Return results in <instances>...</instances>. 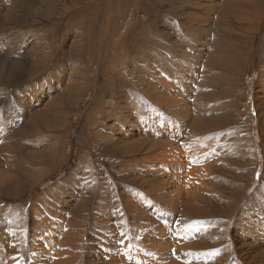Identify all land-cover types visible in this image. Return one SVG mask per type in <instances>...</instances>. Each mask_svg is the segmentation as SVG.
Masks as SVG:
<instances>
[{"label": "rangeland", "instance_id": "obj_1", "mask_svg": "<svg viewBox=\"0 0 264 264\" xmlns=\"http://www.w3.org/2000/svg\"><path fill=\"white\" fill-rule=\"evenodd\" d=\"M166 97L177 99L172 108ZM185 102L214 116L206 137L231 168L251 161L243 208L252 211L264 191V0H0V168L50 173L37 200L55 203V185L72 172L81 192L90 168L166 164L169 142H195ZM34 190L28 218L34 203L46 205ZM224 247L233 252L231 236ZM229 264L243 263L235 255Z\"/></svg>", "mask_w": 264, "mask_h": 264}, {"label": "bare ground", "instance_id": "obj_2", "mask_svg": "<svg viewBox=\"0 0 264 264\" xmlns=\"http://www.w3.org/2000/svg\"><path fill=\"white\" fill-rule=\"evenodd\" d=\"M165 99L169 108L177 100ZM190 106L187 102L181 106L182 120L192 117V124L196 121L201 127L196 135L192 124L185 126L189 138L182 139L195 141L188 148L183 141L169 142L174 146L171 158L157 168H98L97 172L90 168V187L81 192L74 186L79 184L78 173L72 172L69 185H55L63 189L56 202L64 209L56 202L47 203V198L37 200L39 186L50 173L25 172L27 168H14L7 161L0 168V264H229L235 255L243 264H264L263 189L254 194L255 209L243 208L250 199L246 194L255 168L251 161L248 168H231V156L218 155L206 137L214 128L213 115L199 116L203 113L189 110ZM33 188L35 202L47 206L34 203L28 218L25 206ZM13 201L19 205H12ZM213 224L223 230L218 241ZM228 229L232 235L226 233ZM229 236L233 252L224 247Z\"/></svg>", "mask_w": 264, "mask_h": 264}]
</instances>
